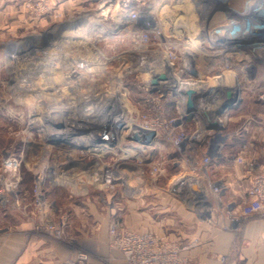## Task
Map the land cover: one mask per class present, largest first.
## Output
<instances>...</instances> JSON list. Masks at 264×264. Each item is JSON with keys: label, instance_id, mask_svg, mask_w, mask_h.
<instances>
[{"label": "rangeland", "instance_id": "374dc122", "mask_svg": "<svg viewBox=\"0 0 264 264\" xmlns=\"http://www.w3.org/2000/svg\"><path fill=\"white\" fill-rule=\"evenodd\" d=\"M17 1L0 0V11L15 4L16 11L20 8L37 23L31 29L0 30V175L5 174L4 158L13 153L20 164L10 177L25 180L26 195L7 196L10 200L0 204V224L20 215L18 205L30 211L23 217L37 220V177L44 178L42 193L53 209L49 217L62 236L37 228L39 219L34 227L63 242L72 243L74 237L61 215L75 204L112 207L113 221L120 225L131 210L151 207L157 215L158 191L185 208L199 209L208 200L207 182L193 170L195 151L186 150L188 158L182 162L181 149L173 143L181 132L195 130L196 122H182L184 96L171 81L203 83L195 96L208 104L225 103V78L238 87L249 81L237 74L239 62L229 53L234 45L226 50L225 34L215 31L224 22L217 17L225 13V0H188L191 10L183 4L190 13L191 34L179 33L180 21H187L174 19V0L161 6L157 0H138L146 8H137L142 18L134 22L119 1L91 0L89 7L95 10L59 21L50 15L52 9L36 15L30 8L36 0ZM103 8L109 9L105 13ZM149 23L157 30L141 41L138 32ZM234 44L237 50L248 47L245 41ZM247 70L251 77L257 69ZM159 73L166 79L153 85L150 79ZM166 82L173 89L161 88ZM194 106L192 120L199 117ZM200 114L207 115L203 110ZM109 117L118 118L116 130ZM239 125L237 120L213 132V145L236 133ZM147 130L156 132L149 143ZM135 133L140 140L133 139ZM178 181L185 184L177 187ZM217 183L211 184L214 191Z\"/></svg>", "mask_w": 264, "mask_h": 264}, {"label": "crops", "instance_id": "0c3cea01", "mask_svg": "<svg viewBox=\"0 0 264 264\" xmlns=\"http://www.w3.org/2000/svg\"><path fill=\"white\" fill-rule=\"evenodd\" d=\"M18 0L15 3H20ZM91 0H55L50 15L56 18L69 20L74 14H83L90 8ZM170 0H157V6L167 4ZM90 2V3H89ZM138 0H132L129 7L123 12L130 19L132 12L138 7L146 8L145 3L139 5ZM174 19L185 18L188 22L180 21L179 33L185 31L191 34L190 17L183 4L188 0H174ZM15 4L0 11V30L36 27L37 20L22 11H16ZM92 7V6H91ZM143 9V10H144ZM185 9V10H184ZM122 10V9H121ZM130 10V12H129ZM142 12H146L145 10ZM184 11L185 14H182ZM145 14V13H144ZM187 14V15H186ZM224 14V15H223ZM217 19L224 22L215 31L225 34V49L227 45H234L231 50L235 53L241 74L247 83L240 87L226 81L225 90L237 96V101L224 114L217 115L220 100L212 104L203 103L193 95L199 117L184 114L183 121L196 122V128L191 133L185 132L190 139L183 145L180 152L182 162H185L186 150L195 151L196 176L206 184V197L198 208H185L178 199L158 191L157 215L151 207L142 211H129L121 221L123 230L152 231L160 235H167L171 239L182 241L187 246L185 253L190 264H264V216L254 215L237 222L233 220L240 206L246 200V190L249 184L248 174L234 162V157L240 153L260 156L264 147V0H225V13ZM190 15V13H189ZM62 21L59 22V24ZM133 22V21H132ZM9 23V24H7ZM11 23V24H10ZM31 32V31H30ZM186 32V33H187ZM32 34V33H30ZM246 42L248 47L237 50L235 42ZM236 49L235 51L233 49ZM234 59V60H235ZM256 68V72L249 77V68ZM251 71V70H250ZM236 74V73H234ZM228 75V73H225ZM231 84V85H230ZM192 89V88H191ZM195 91V89H193ZM225 102L227 98L225 97ZM244 105V106H242ZM180 106V105H179ZM216 108V110H215ZM209 111L203 116L202 110ZM232 111H249L246 113H232ZM240 120L237 134L228 135L221 143L220 148L213 145V132L225 128V124ZM215 121L219 128H207ZM184 125V124H183ZM181 125V127L183 126ZM198 154V155H196ZM211 156V162L205 165L203 158ZM6 175V176H5ZM6 173L0 175V186H5L1 193L0 204L8 202L7 196L20 198L26 195L25 180L21 177H10ZM223 181L224 190L221 194L212 189V183ZM16 187L15 189H13ZM10 188V189H9ZM198 192V191H197ZM16 201V200H14ZM203 206V208H202ZM201 208V209H200ZM20 215L12 220L0 224V264H67L75 259L78 249L88 251L90 254L85 264H128L120 251L110 246L109 227L115 217L112 207H102L99 204H75L71 209L64 210L61 217L66 220V227L72 230L74 240L72 243L59 241L50 235L38 233L35 229V218L23 217L28 214L24 207L18 205ZM53 209L48 215L53 216ZM205 213L206 216L202 214ZM1 220V215H0ZM69 234V233H68ZM80 264V263H79Z\"/></svg>", "mask_w": 264, "mask_h": 264}, {"label": "built area", "instance_id": "2783aa9c", "mask_svg": "<svg viewBox=\"0 0 264 264\" xmlns=\"http://www.w3.org/2000/svg\"><path fill=\"white\" fill-rule=\"evenodd\" d=\"M55 0H36L31 4L30 8L35 14H44L52 9ZM96 3H111L119 1L125 7H129L132 0H93ZM132 21L141 19V14L134 11L130 15ZM157 28L149 23L139 30L138 35L141 41H146L149 37V32L156 31ZM176 119L171 121V125H175ZM238 135V134H237ZM190 139V136L181 132L175 137L173 143L181 149ZM220 148L222 145H218ZM205 165L210 164L211 156L206 155L203 158ZM234 162L239 164L248 174L249 184L246 190V200L240 206L238 212L233 216L234 221L254 216H264V147L261 150L260 156L248 155L240 153L234 157ZM19 160L13 153H9L2 162L4 172L11 174L19 167ZM34 188V202L36 210L39 214V224L37 228L48 230L56 238L60 239L62 231L59 227H55V223L50 219L48 210L51 207L46 203L43 193L42 184L43 177H37ZM224 190V185L218 182L215 186V191L219 194ZM2 190L0 189V195ZM1 201V199H0ZM119 225L112 222L110 225V246L120 251L128 264H190V259L185 253L186 245L180 240L171 239L167 235H160L151 231H135V230H119ZM89 259L87 251L77 252L75 259H70L67 264H84Z\"/></svg>", "mask_w": 264, "mask_h": 264}, {"label": "water", "instance_id": "95a60500", "mask_svg": "<svg viewBox=\"0 0 264 264\" xmlns=\"http://www.w3.org/2000/svg\"><path fill=\"white\" fill-rule=\"evenodd\" d=\"M160 79H166V75L163 73L156 74L150 79V81L153 85H156L159 82L158 80ZM179 93L184 96L183 107L185 112L191 116L193 114V110L195 109L193 102V95H196L195 91L192 89H183L180 90ZM225 97L227 98V102L222 104V106L220 107V111H218V114L224 112L225 109H228L237 101V96H233L232 92L229 90L225 91ZM207 128H219V124L215 121H211L207 125ZM145 133V141L148 143L156 136V132L154 130H147L145 131ZM133 139L137 141L140 140L139 134L135 133L133 135Z\"/></svg>", "mask_w": 264, "mask_h": 264}, {"label": "bare ground", "instance_id": "6f19581e", "mask_svg": "<svg viewBox=\"0 0 264 264\" xmlns=\"http://www.w3.org/2000/svg\"><path fill=\"white\" fill-rule=\"evenodd\" d=\"M104 10V12L106 13V11H108V9L109 8H103ZM85 66V65H84ZM150 67V66H149ZM171 82H174V83H176V85L178 84V86H175V87H177L178 89V92L180 91V90H183V89H191L192 88V90L193 89H195V90H197V89H202V88H204L205 86H204V84L203 83H193V82H188V81H184V82H181V81H179V80H172ZM170 83V82H169ZM160 84V83H159ZM175 85V84H174ZM173 85L172 84H168V82H166L165 84H161V88H166V87H170V88H172L173 89V87H172ZM203 112L204 113H206V114H209V111H206L205 109L203 110ZM89 117V116H88ZM89 119H91V118H89ZM68 120V119H67ZM66 120V121H67ZM87 120H88V118H87ZM108 120L111 122L110 124L112 125V127L115 129L116 127L115 126H117V122L119 121L118 120V118H112V117H109L108 118ZM91 124H93L92 122H91ZM117 129V128H116ZM115 129V130H116ZM195 182V181H194ZM185 184V182L183 181V182H181V181H178L177 182V184H176V186L178 187L180 184ZM188 184V183H187Z\"/></svg>", "mask_w": 264, "mask_h": 264}]
</instances>
